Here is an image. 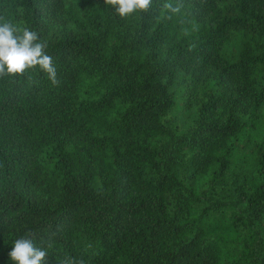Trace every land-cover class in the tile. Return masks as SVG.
Returning a JSON list of instances; mask_svg holds the SVG:
<instances>
[{
    "label": "trees",
    "instance_id": "trees-1",
    "mask_svg": "<svg viewBox=\"0 0 264 264\" xmlns=\"http://www.w3.org/2000/svg\"><path fill=\"white\" fill-rule=\"evenodd\" d=\"M0 21L57 69L0 76V264L21 236L43 264H264V0H0Z\"/></svg>",
    "mask_w": 264,
    "mask_h": 264
},
{
    "label": "clouds",
    "instance_id": "clouds-1",
    "mask_svg": "<svg viewBox=\"0 0 264 264\" xmlns=\"http://www.w3.org/2000/svg\"><path fill=\"white\" fill-rule=\"evenodd\" d=\"M120 17L146 11L152 0H105ZM171 12L178 9L165 5ZM47 42L29 27H19L8 21H0V76L21 75L26 69L38 67L52 84L57 83V69L53 57L45 49ZM43 248L36 247L29 236L12 241L7 253L11 264H43L46 256Z\"/></svg>",
    "mask_w": 264,
    "mask_h": 264
}]
</instances>
